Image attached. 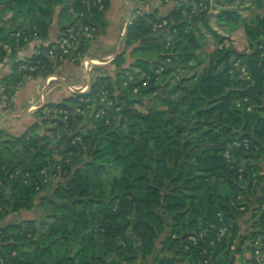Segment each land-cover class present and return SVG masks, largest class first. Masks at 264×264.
<instances>
[{
  "label": "trees",
  "instance_id": "1",
  "mask_svg": "<svg viewBox=\"0 0 264 264\" xmlns=\"http://www.w3.org/2000/svg\"><path fill=\"white\" fill-rule=\"evenodd\" d=\"M211 1L190 0L188 8L175 6L163 15L154 11L135 18L126 34L127 49L133 47L127 71L135 78L127 85L111 72L123 63L124 55L118 54L106 67L109 73L98 70L87 91L74 92L62 103L46 104L23 133L0 131V223L32 210L36 197L58 170L68 179L50 199L42 198L55 211L49 215L55 222L48 232L41 227L44 217L0 226V264H132L139 258L145 260L165 229L158 210H164L177 227L164 252L175 251L187 240V229L198 228L201 221L211 236L154 264H178L181 257L189 258L187 264H199L208 257L205 248L220 255L227 244L246 246L248 237L260 236L264 244V213H258L264 211V169L252 164L264 155V14L245 26L254 50L242 53L227 44L228 37L209 27V11L193 14L192 3L211 7ZM110 7L111 0H103V9L93 4L88 8L83 0H0V14L16 17L9 28L0 25V60L14 58L31 40H50L52 25L66 19L70 27L82 28L84 51L92 50L94 43L99 49H112L119 37L112 29L108 34ZM219 17L221 24L239 22L234 11H223ZM164 22L166 26L155 30L156 24ZM199 24L217 41L209 66L162 113L139 112L134 108L137 102L159 98V69L161 75L169 76L202 64L206 35ZM69 28L61 30L66 37ZM85 28L92 37H86ZM60 38L16 63L13 74L1 79L6 93L15 95L25 76L35 80L59 72L62 63L49 55ZM150 52L157 55L155 60L145 57ZM74 64L80 66L79 61ZM239 65L245 67L249 80L240 77ZM102 100L115 102L106 116L96 120L82 113ZM182 108L196 113L201 140H184L176 125ZM240 137L238 155L251 158L242 173L224 157L228 146ZM247 139L248 147L244 145ZM86 153L91 160L84 161ZM110 168H118L119 176L111 175ZM47 171L51 174L46 176ZM168 181L172 190L164 194L162 190L170 188ZM225 227L231 235L218 242L217 234ZM213 238L215 245H211ZM225 254L222 260L229 259L221 264L235 259V251Z\"/></svg>",
  "mask_w": 264,
  "mask_h": 264
},
{
  "label": "rangeland",
  "instance_id": "2",
  "mask_svg": "<svg viewBox=\"0 0 264 264\" xmlns=\"http://www.w3.org/2000/svg\"><path fill=\"white\" fill-rule=\"evenodd\" d=\"M170 2H171L170 4H172L174 7L176 6L178 9L184 6L188 8L190 5L189 4L190 0H171ZM121 3H123V10H127L129 15L127 17L122 16L121 19L119 18L120 23L117 28L118 29L117 34L120 43L117 47L114 46L112 49L108 48L107 50L103 49L101 51L99 50L91 51L90 49L88 51L86 50L84 51L83 50L84 47H81L82 38H81L80 30H82V28L81 29L79 28L77 30L76 27H70L71 22H69L67 19L61 25H58L56 23L52 25V29L50 31L52 33L51 36L55 34L57 35V37L59 36L62 37L59 40L57 39V42H60L62 39H67L66 36L61 31L62 28L70 27L67 31L68 34L70 33L69 30H75L74 33L75 40L73 39L72 41H69L67 39L68 45H65L64 50L61 47L63 45L62 41L61 43L53 44L51 50L52 49L54 50V54L49 55L51 60L59 61L62 63L61 64L62 66H60L59 70H61V68L63 67L69 66L74 70V73L68 77L66 76V78L63 79L64 83H62L60 80L56 81L57 79L50 80V78H53L51 76L40 75L37 78L40 81H42L41 82L42 84L39 85V90L41 92L40 99L38 100L39 102L36 103L33 107L30 106L28 108L29 112H32L33 115H35L36 112H38L44 107L42 106L43 103L47 101V99L51 97V95L56 93L58 90H63L66 93V95H69L68 97H70L74 92L83 91L84 89L87 88L88 84L89 86L91 85L92 79L95 76L96 72H98V70H101L104 74L109 73V70L106 69V67L111 65V62L115 59V57H117L118 54L124 55L122 57L123 63L119 68L117 69L115 68V70L111 71L113 75H118L120 77V82L124 83V85H127L125 84V82L129 83L135 78L134 74L130 70L127 71V69H129L130 67V63L133 60V54H132L133 47L127 49V43H126L128 18L130 17L133 18L134 15L136 14L137 9H140L142 12L159 11L160 13V9L164 7L166 4L163 3V0H121ZM211 4H213L211 5V7H207L206 5H204V3H201V6L198 7L196 3H192L194 10L193 14L195 13L196 15H198L201 14L202 11H209L208 25L213 31H215L217 34L221 36L228 37L227 44L232 43V46L238 52L252 53L254 47L250 43V39L246 34L245 26L249 24H254L257 18L262 17V15L264 14V0H212ZM227 10L234 11L236 13L237 17L239 18V22L237 24H234V22H230L228 24H221L219 16L223 11H227ZM58 11L59 8L56 10V15H55L56 21L58 19ZM116 15L117 14H115L114 17H112V19L116 18ZM15 18L16 17L13 14H7V15L0 14V25L9 28L11 24L15 21ZM199 28L206 35L204 46L202 49V54H203L202 64L199 66H195L193 70H186V71L178 70L177 73L175 72L169 76L161 75L163 70L159 69L158 73L160 77L158 79V83L161 86V89L158 91L159 98H155L154 96L147 97L141 102H137L134 106L135 109H137L139 112L143 114H149L150 112H155L158 114L162 113L167 109V107H169L168 103L177 102L178 100L181 99V97L185 94L182 88L192 87L195 84V82L197 81L196 77H198L202 73L203 69L209 66L213 52L215 51L217 46L216 39L212 35H210L209 32L206 31V29L202 26V24H199ZM158 29L159 28H157L156 30ZM26 40H29V37H27ZM51 42L53 41L50 40L41 41L39 39H34L31 40L28 46H24L22 48L18 47L19 50L14 58H5L2 61L0 60V75L1 76L3 75L4 77L6 75L13 74L14 66L16 65L17 62L26 61L33 54L38 53L40 48L49 47ZM6 49L9 54L11 52L10 48H6ZM27 50L31 51L30 56L24 55V52ZM97 55L98 56L100 55L98 60L94 59V57ZM60 57H63V59L61 60ZM145 57L148 60L152 61L156 59L157 55L154 52H150V53H146ZM76 61L80 62V66H76V64H74ZM237 67L239 68V71L241 73L240 77L242 79L249 80L250 78L248 77L245 67H241L240 65ZM124 70H126L127 72L125 73ZM30 79L31 77L25 76L23 80V84H20V87L17 88V91L18 89L23 87ZM62 84L65 85L66 88ZM251 85H255V83H252ZM176 87H180L181 90L176 91L175 90ZM117 95L118 94H116V96ZM14 96H15L14 94L12 96L10 95V93H6L4 86L0 87V105L3 107V109H6V111L13 109L12 100ZM63 101L61 102L55 101L51 103L58 104V103H62ZM114 103L115 102L113 100H109V102H104V100H102L99 105H93L87 111H84L82 113L85 116H91V117L95 116L97 120L101 118L103 115L106 116L109 108L112 107ZM123 104L126 105V102H123ZM117 111H120V109H118ZM11 112L12 111H10V113ZM177 118L178 120L176 122V125H178L182 129L183 131L182 136L184 137L185 141H197V139L201 140V132L198 130L199 128L196 129V127L199 126V124L195 112L191 113L188 112L187 108H184V110L182 108L181 112L177 114ZM120 119L121 117H119L118 121H120ZM240 139L241 137L228 146L227 151L224 153V157L229 165L232 166L235 165L236 167L239 168V172L242 173L246 169L248 160H250L251 158L247 159L245 157H241L238 155L237 148L241 146ZM86 160H91V157L89 156L88 153H86L84 156V161ZM252 164L258 165L260 168L264 169V155L261 157V160L254 161ZM51 172L47 171L44 172V174L47 176L51 174ZM60 172L61 170H58L56 175L53 174L52 176H50V179H48L47 182L48 184L45 187V190L36 197L35 206L32 210L22 212V214L17 213L11 215L6 219L7 221L5 220V222L0 223V226H4L7 224L21 223L24 220H34V219L40 220L42 217H44V222L41 224V227L42 230L48 232L50 230V224L55 222L53 218H49V215L51 214L54 215L55 211L53 209V206L50 205L48 202H44L42 198L49 197L50 199L53 195L54 190L60 187L61 185L60 183L68 182V179L66 177L63 178ZM110 172L112 173L111 175L119 176L118 168L116 169L110 168ZM101 178L102 177L100 176L97 179H101ZM240 180L243 181L244 180L243 177H240ZM166 184L170 186V188L163 189L162 193L164 194L170 193L172 190V186L170 185V182L168 181ZM262 185L263 186L261 187H264V184ZM41 203H43L42 206ZM239 209L241 211L245 210L244 207H241ZM158 213L164 220L165 229L160 234L159 238H157L155 241V249L153 254L147 257L145 260L139 258L136 262L132 264H154V262L157 259H162V258L171 259L172 257L175 256V252L180 251L182 248L185 247L186 250H189V248L192 247L190 243L195 245L200 241H205L206 237L211 236V231L204 230L203 222L201 221V223L198 225L199 226L198 228L190 229V230L187 229V231L185 232L186 235L188 234L187 240L180 242V246L175 251L164 252L163 249L165 247V243L167 239L170 236H172L173 239L175 238L173 231L175 228L177 229V227L175 226V223L173 222L171 217H169L164 210H158ZM220 213L222 215V212ZM258 213H260L259 215H261V213H264V211L260 210ZM257 220H259V218L256 217V221ZM39 225L40 224H37V226ZM231 232L232 231H230L228 227L222 228L221 230H219L217 234V241L223 243L222 240L224 239V236L231 235ZM223 234L224 236L222 237ZM247 234H250V232H248ZM176 238H180V237L176 235ZM254 240L255 239L249 237L244 239V241H246V243L248 244H252ZM217 241L215 238H213L211 245H215ZM232 245L233 244L231 243L224 246V248L220 250L221 253L220 255L217 254L216 251L209 253V250L205 248L204 253L208 255V257L206 258L208 264H221L220 261H227L228 256H225V259L222 260V258L224 257L222 255H226L225 253H228V251L231 252L235 251L236 254H235V259L233 261H228V263L226 264H253L252 260H254L253 259L254 257L251 250L247 249L245 246L243 247L238 245L236 246H232ZM179 260L180 262L178 264H184V263L187 264L189 258L185 257L183 259L181 257V259ZM202 263L204 262L202 261Z\"/></svg>",
  "mask_w": 264,
  "mask_h": 264
},
{
  "label": "crops",
  "instance_id": "3",
  "mask_svg": "<svg viewBox=\"0 0 264 264\" xmlns=\"http://www.w3.org/2000/svg\"><path fill=\"white\" fill-rule=\"evenodd\" d=\"M173 7L174 6L172 4L165 5L164 7H162L160 9V13L163 15V13H165V11L168 12ZM115 14H117L116 18L112 19V17H114ZM121 15L124 17H127L129 15L127 10H123V3H121V0H111V7L106 14L107 21L109 24L108 34L109 33L112 34V32H113V34L115 35V33L118 30L117 28L119 26L120 19L122 17ZM128 20H129V18H128ZM111 29H112V32H110ZM51 35H52V33H50V41H53L57 38V35L54 34L53 35L54 37ZM117 37H118V35H117ZM119 43H120L119 39L117 41L114 40V44H115L114 46L115 47H117L119 45ZM99 48H100L99 44L96 45L94 43L91 51H98V50L101 51L104 49V48L103 49H99ZM30 52L31 51L27 50L24 52V55L30 56L31 55ZM99 56L98 55L95 56L94 59L98 60ZM73 73H74V70L71 67L66 66L64 68H61V70H59V72L57 74H55L54 76H51V77L54 78L52 80L57 79L56 81L60 80L62 83H64L63 79H65L66 76L68 77V76L72 75ZM2 78H3V75L2 76L0 75V87H2L1 86V79ZM41 82L42 81H40L39 79H35V80L30 79L23 87L18 89V91L16 92V94L12 100L13 109L6 111V109H3V107L0 105V131H7L8 133H10L12 135L21 134V133H23V131L27 127H29L34 122L33 113L29 112L28 108L30 106L33 107L36 103L39 102L38 100L40 99V93H41L39 90V85L42 84ZM63 86L65 87V85H63ZM87 87L89 88V84L87 85ZM68 96L69 95H66V93L63 90H58L56 93L51 95V97H49L47 99V101H45L43 103L42 106H45L46 104L51 103V102H55V101L61 102L64 99H66ZM10 111H12V112L10 113Z\"/></svg>",
  "mask_w": 264,
  "mask_h": 264
},
{
  "label": "built area",
  "instance_id": "4",
  "mask_svg": "<svg viewBox=\"0 0 264 264\" xmlns=\"http://www.w3.org/2000/svg\"><path fill=\"white\" fill-rule=\"evenodd\" d=\"M171 0H163V3L166 4V5H169L171 2ZM83 3H85L88 8L91 7V5H97L100 9H103V0H83ZM146 12L145 11H141L140 9H137L136 10V14L134 15V17H130L128 22H127V28L132 25L133 23V20L135 18H137L138 16H142L144 15ZM167 23L164 22L163 25H155V30L157 28H161L163 26H166ZM85 33H86V36L87 38H90L92 37L91 33H90V29L89 28H85ZM69 34H68V37H66L69 41H72L73 39L75 40V36H74V33H75V30H69ZM67 39H62V49L64 50L65 49V45H68V40ZM60 42H55V43H61ZM54 43V44H55ZM55 48V47H54ZM54 54V50L52 49L50 51V55H53ZM61 60L63 59V57H60ZM89 64V63H88ZM87 66V65H86ZM31 70H34V68H32ZM54 78H50V80H52ZM88 90V87L86 89H84L83 91L81 92H85ZM244 144L248 147L249 145V141L248 140H244ZM224 236V234L222 235V237ZM247 249L251 250L252 251V254H253V259L255 260V264H264V244H263V240H262V237H257L255 238V240L252 242V244H248L246 243V246H245ZM199 264H208V262L205 260L204 263L200 262Z\"/></svg>",
  "mask_w": 264,
  "mask_h": 264
}]
</instances>
